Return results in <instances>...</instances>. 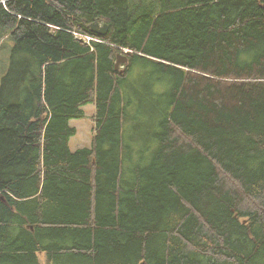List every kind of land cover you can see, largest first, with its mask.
Instances as JSON below:
<instances>
[{"label":"trees","instance_id":"trees-1","mask_svg":"<svg viewBox=\"0 0 264 264\" xmlns=\"http://www.w3.org/2000/svg\"><path fill=\"white\" fill-rule=\"evenodd\" d=\"M5 37L0 264H264V0H0Z\"/></svg>","mask_w":264,"mask_h":264},{"label":"rangeland","instance_id":"rangeland-1","mask_svg":"<svg viewBox=\"0 0 264 264\" xmlns=\"http://www.w3.org/2000/svg\"><path fill=\"white\" fill-rule=\"evenodd\" d=\"M152 1H156V0H152ZM74 34H77V36H82L81 37V39H83L82 41L84 40L87 41L89 39L93 42H99L97 38L91 35H84L76 32ZM13 47H14V43L11 42L9 38L5 37L0 39V90L3 83L2 80L7 73L9 66V61L11 57L10 49ZM83 109L86 113V117L84 119L82 120L73 119L70 121V126L77 129L76 136L73 137L69 143L72 152H76L77 150L84 148H90L93 141V137L95 135V129H96V124L94 120V117L96 115L95 105H88L85 106ZM143 134H145L143 131H138L137 129H134L133 135L131 136V138L133 139L132 144L134 146V149L136 150L134 155L135 158L134 165L138 163L139 157L141 153L145 151L146 147L152 144L151 142H144V141L137 142L138 139L140 140L141 138H144ZM228 182L229 185L235 189L239 187L236 181L228 179ZM39 258L41 260V264L46 263V256L44 254H40Z\"/></svg>","mask_w":264,"mask_h":264},{"label":"water","instance_id":"water-1","mask_svg":"<svg viewBox=\"0 0 264 264\" xmlns=\"http://www.w3.org/2000/svg\"><path fill=\"white\" fill-rule=\"evenodd\" d=\"M90 29L93 33L101 36V37H104L107 35L108 33V30H109V26L108 25H101L100 23H95L94 25L90 26ZM129 60L127 57L119 54L118 57H117V62H116V70H119L120 69V66L122 64H128Z\"/></svg>","mask_w":264,"mask_h":264},{"label":"built area","instance_id":"built-area-1","mask_svg":"<svg viewBox=\"0 0 264 264\" xmlns=\"http://www.w3.org/2000/svg\"><path fill=\"white\" fill-rule=\"evenodd\" d=\"M76 35H77V34H76ZM81 37H82V36H77V38H78L79 40L82 41ZM86 38H87V37H86ZM84 42L90 45L91 40L88 39L87 41L85 40Z\"/></svg>","mask_w":264,"mask_h":264},{"label":"bare ground","instance_id":"bare-ground-1","mask_svg":"<svg viewBox=\"0 0 264 264\" xmlns=\"http://www.w3.org/2000/svg\"><path fill=\"white\" fill-rule=\"evenodd\" d=\"M83 40V39H82ZM85 41V40H84ZM128 52V50H125V53H127ZM121 55H123V56H125V54H121ZM125 57H127V56H125ZM117 60V59H116ZM117 62V61H116ZM123 65H125V64H122L121 66H120V68H122V66Z\"/></svg>","mask_w":264,"mask_h":264}]
</instances>
